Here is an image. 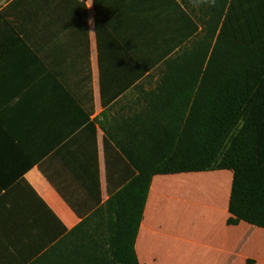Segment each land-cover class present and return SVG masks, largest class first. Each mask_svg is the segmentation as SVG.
<instances>
[{
    "label": "crops",
    "instance_id": "obj_1",
    "mask_svg": "<svg viewBox=\"0 0 264 264\" xmlns=\"http://www.w3.org/2000/svg\"><path fill=\"white\" fill-rule=\"evenodd\" d=\"M206 1L0 0V264H124L144 121L180 135L183 66L165 63L195 50ZM233 179L155 175L138 264H264V229L228 223Z\"/></svg>",
    "mask_w": 264,
    "mask_h": 264
},
{
    "label": "trees",
    "instance_id": "obj_2",
    "mask_svg": "<svg viewBox=\"0 0 264 264\" xmlns=\"http://www.w3.org/2000/svg\"><path fill=\"white\" fill-rule=\"evenodd\" d=\"M194 12L205 34L193 52L165 63L183 66L174 78L184 82L190 113L175 122L180 135L151 136L144 121L140 174L127 187L136 188L141 207L115 237L129 244L124 264H138L133 246L155 175L230 170L228 223L264 229V0H207Z\"/></svg>",
    "mask_w": 264,
    "mask_h": 264
},
{
    "label": "rangeland",
    "instance_id": "obj_3",
    "mask_svg": "<svg viewBox=\"0 0 264 264\" xmlns=\"http://www.w3.org/2000/svg\"><path fill=\"white\" fill-rule=\"evenodd\" d=\"M203 2V1H202ZM203 5V4H202ZM202 5H201V7H200V9L202 8ZM204 5H205V3H204ZM199 10V9H198Z\"/></svg>",
    "mask_w": 264,
    "mask_h": 264
},
{
    "label": "clouds",
    "instance_id": "obj_4",
    "mask_svg": "<svg viewBox=\"0 0 264 264\" xmlns=\"http://www.w3.org/2000/svg\"><path fill=\"white\" fill-rule=\"evenodd\" d=\"M90 6H91V3H89L88 7H90Z\"/></svg>",
    "mask_w": 264,
    "mask_h": 264
}]
</instances>
